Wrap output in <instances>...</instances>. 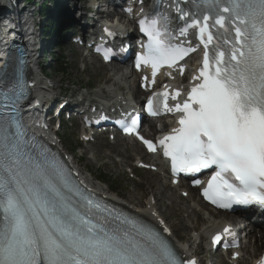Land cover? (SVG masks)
Returning a JSON list of instances; mask_svg holds the SVG:
<instances>
[{
  "label": "rangeland",
  "instance_id": "1",
  "mask_svg": "<svg viewBox=\"0 0 264 264\" xmlns=\"http://www.w3.org/2000/svg\"><path fill=\"white\" fill-rule=\"evenodd\" d=\"M76 4L84 7L80 11L78 10L75 12V17L76 15L77 17H79V15L82 16V10L86 14L87 4H84L81 1H77ZM19 16L23 17L21 14H19ZM85 19L86 17L82 18V20ZM64 53L66 57L65 61L67 63L66 73L63 74L58 71L54 72V68L57 67L58 61L57 59L55 61L52 56L50 61L53 67L51 69L47 67L51 81L59 83L57 90L70 87L75 95L78 94V88L79 91L82 90V88H80L81 86L85 91L89 92L102 91L104 87L109 85L110 81H108L107 78H112L113 81L123 80L122 83L125 84L126 90H130L131 92H134L137 88V81L130 73L121 72V70L116 67L103 66L96 58L84 60L83 51L78 45L68 47ZM45 59L46 61H49V56ZM122 73L124 75H122ZM134 85L135 88L130 89V86L132 87ZM80 93H82V91ZM92 98L97 99L98 97L92 95ZM79 128V123L77 122L73 123V126L67 125L62 129L60 134L66 144V148L68 147L71 150H74L75 148L77 149L80 137ZM88 147L90 148L88 149ZM126 147V143L121 144L119 142V144L117 143L115 145L111 144L108 139L99 137L94 143H92V145L87 144L84 146L81 144V148L79 147L76 152L77 155L75 154V156L79 165L81 162L80 167L82 170L87 175H90L91 178L94 179V182L108 188L123 201L132 203L129 204L127 202L130 207L143 203L149 199L154 190L151 185H154L155 190L159 192L160 200L158 201L157 199L159 209L165 217V220L169 224L171 223V226L173 225L172 228H174V234L178 240L193 245L195 239L192 238V236L198 231H194V229H197V227H194V224L196 223L195 219L189 218L190 211L192 210V208H190L191 201L188 198H183L179 195L178 192L180 191H177V189L171 190L170 186H168L167 179L165 178V180H162V174L155 173V171L151 170L135 169L134 164L136 163L137 156L143 155V157H145L146 155L143 154L141 150L139 152V149L132 150L127 149ZM89 150L92 152L90 153ZM93 153L100 155L99 160H90ZM130 168L133 169L134 173L129 171ZM99 177H103L104 179H107V181H103ZM195 193H197V191ZM153 195L158 197L156 194ZM170 196H174V199H170ZM206 213H208V211H204L203 216ZM257 236L259 237V234H257ZM204 240H206V238H204ZM204 249L205 247L203 245V248L200 249V251L202 250L201 257L206 259L208 257V251H205ZM230 256L231 254H228L225 257L219 255L216 256V264H230ZM212 260L214 261V259Z\"/></svg>",
  "mask_w": 264,
  "mask_h": 264
},
{
  "label": "bare ground",
  "instance_id": "2",
  "mask_svg": "<svg viewBox=\"0 0 264 264\" xmlns=\"http://www.w3.org/2000/svg\"><path fill=\"white\" fill-rule=\"evenodd\" d=\"M25 1H27V0H20L21 4ZM31 1H32V3L28 7H22L20 9V12L18 14L23 15V17L19 16L20 20H24V18L26 16H29V15L34 16L35 15V10L33 8L34 5L39 6V7H43V6H46L47 3H49V4L54 3V0H31ZM7 2L11 3L10 0H0V7L1 6L7 7L8 6ZM30 8H32V9H30ZM23 9H25V10H23ZM81 9H83V7H80L79 10H81ZM8 14L9 13L4 15L3 21L5 23H8L10 21ZM82 15H85V12H82ZM123 16H124V14L121 15V17H123ZM110 26H111V29H113V31H115V32H121V30L124 27V26H122V28H120V29L115 28L116 26L120 27L119 23H115V24L112 23ZM0 32L2 34H6L7 28H5V27L0 28ZM10 32H12V29H10L8 33H10ZM3 38H6V36L4 35ZM45 48H46L45 46H42V50H44ZM1 59L2 58L0 57V61H1ZM103 66H108V65H103ZM114 67H116V66H114ZM116 68H118V67H116ZM39 73H40L39 68H37V70L34 72V74H35L34 78L37 81L39 78ZM132 75H136V74L132 72ZM107 79H108V81H110L109 85L104 87L102 89V91H97L94 94V96L98 97L101 101H105L103 103H114L117 107L118 106L121 107L122 104L120 103V101H122V98H124V97H126V95H128L125 91H123V87H124V85L122 83L123 80L119 82V80L113 81L112 78H107ZM124 83H126V82H124ZM54 85H55V87H59L58 82H54ZM40 86H41V88L44 87V85H42V84ZM82 90H80V92ZM143 94H144V92L138 86V88L135 90L136 98L140 99ZM81 95L84 97V102L88 101L87 97L90 96V93L82 92ZM45 96H47V95L42 94L43 98H45ZM135 101H137V100H135ZM82 109L84 110L83 113H86L87 118L94 115L93 111H90V109H92L91 106H88V105L86 106L84 103ZM155 125H156V123H154L153 125H147V128L145 129V131L148 130L147 132H148V134H150V129L152 127H154ZM56 135L59 137L58 133H56ZM115 143L117 144V142H115ZM125 143L127 144V147H126L127 149H132V150L137 149L138 150L137 144H133L130 142H125ZM59 147L60 148L62 147V149L64 151L69 153L73 157L75 163L79 165V162L76 159L75 153H72L70 150H68L65 147V144L63 143L62 138H61V144H59ZM89 148L90 147H88V149ZM89 152L91 153L92 151L89 150ZM69 158H70V156H69ZM99 158H100L99 154L93 153L92 157H90V160L97 161V160H99ZM150 159L153 161H150L147 163L148 164L153 163L152 165H155L154 160H157V159H153V157H151ZM159 165L162 167L161 164H159ZM164 171H165V178H167L168 171L166 169ZM83 174H84V176L88 182L93 183L95 185V188L98 192L107 194L110 198L116 200L117 202H119L121 204H124L125 206H127L128 208H130L132 210H135L138 214L142 215L146 219L152 221L153 223H155L159 226L168 225L172 228V226L165 220V217L163 216V214L161 213V211L159 209V206H158V201L160 200L159 199V192L157 190H155L154 185H151V187H153L154 190L152 191V195L149 197V199H147L143 203H140L138 205H134L133 207H130V205H128V203H129L128 201H127L128 203L126 201H123L118 195L111 193L108 190V188L104 187L103 185H101L99 183H95L94 179H92L90 175H87L86 173H83ZM169 184H170V180H169ZM170 189L171 190L177 189V191H180V193H183V192L189 193L187 198L191 201L190 208H192V210L190 211L189 218L195 219L196 223L194 222L195 223L194 227H197V229H194V231H198V232H195V234H194L195 238L194 237L193 238L195 239V242L193 243V245L189 244L187 242H182V241L178 240V238L174 234V231H172L171 239L173 240V242L176 245V247L178 248V250L185 256V258L187 260L191 261L192 257H196L198 260L200 258L198 256V253L200 252V249L203 248V245H204V247L205 246L209 247V242L203 241L202 238L207 236L209 233H211L215 230H218L227 220H229L231 215L224 213L222 211H215L212 208L208 207V204L205 203L202 200V198L200 197L199 191L197 189L189 187V184L188 183L186 184L185 181L181 182V184L178 185V187H176V188H174L170 185ZM196 191H197V193H195ZM153 194L158 195V197H156ZM157 199H158V201H157ZM170 199H174V196H170ZM129 204H132V203H129ZM204 211L205 212L208 211V214L211 217H208V215L206 216V214L203 216ZM194 231H193V233H194ZM245 232H246V238L247 239L243 242V247L240 249H237V250H233L231 253L232 264H257L258 262H264L263 261V258H264V223L259 224L257 226H251V224H250L245 228ZM257 234H259V237L257 236ZM235 253H239L240 255L242 253V255L240 258H234ZM199 261H203V259L200 258Z\"/></svg>",
  "mask_w": 264,
  "mask_h": 264
},
{
  "label": "trees",
  "instance_id": "3",
  "mask_svg": "<svg viewBox=\"0 0 264 264\" xmlns=\"http://www.w3.org/2000/svg\"><path fill=\"white\" fill-rule=\"evenodd\" d=\"M53 57L58 59V65H57L56 70L58 72L63 73V74L66 73L67 67H66V63H65V57L61 54H59L58 56L55 54V55H53ZM101 178L104 179L103 177H101Z\"/></svg>",
  "mask_w": 264,
  "mask_h": 264
}]
</instances>
